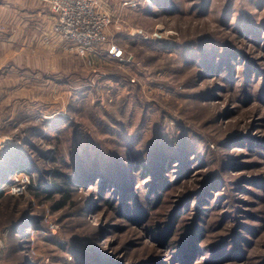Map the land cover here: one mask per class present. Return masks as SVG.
<instances>
[{"label":"rangeland","instance_id":"1","mask_svg":"<svg viewBox=\"0 0 264 264\" xmlns=\"http://www.w3.org/2000/svg\"><path fill=\"white\" fill-rule=\"evenodd\" d=\"M96 1L100 46L0 61V264H264V0Z\"/></svg>","mask_w":264,"mask_h":264},{"label":"built area","instance_id":"2","mask_svg":"<svg viewBox=\"0 0 264 264\" xmlns=\"http://www.w3.org/2000/svg\"><path fill=\"white\" fill-rule=\"evenodd\" d=\"M55 20L49 28L48 40L69 43V48L84 55L100 46L106 39V29L111 24V17L100 10L96 0H47ZM109 53L119 56L122 50L114 43L108 44ZM13 180L0 183V193L17 194L23 192L28 180L25 173H13ZM7 231L0 233V253L5 245Z\"/></svg>","mask_w":264,"mask_h":264},{"label":"crops","instance_id":"3","mask_svg":"<svg viewBox=\"0 0 264 264\" xmlns=\"http://www.w3.org/2000/svg\"><path fill=\"white\" fill-rule=\"evenodd\" d=\"M54 20L47 0H0V22L4 25V30H0V61L9 57L14 60V44L18 36L21 35L22 43L24 35L34 34V37L40 31L48 33ZM60 43L52 41L58 49L63 47L62 44L69 46V43Z\"/></svg>","mask_w":264,"mask_h":264},{"label":"trees","instance_id":"4","mask_svg":"<svg viewBox=\"0 0 264 264\" xmlns=\"http://www.w3.org/2000/svg\"><path fill=\"white\" fill-rule=\"evenodd\" d=\"M16 149L14 147H8L7 149L3 150L2 151V155H1V158H0V182L1 183H4L6 181V177L5 176H9V174L11 173L10 170L7 168V169H4L5 168V161H7V158H9L10 156H12L13 154L16 155ZM56 173L55 174H58V175H62L60 173V171L58 169H56ZM69 179V177H67ZM67 178H64V180L66 179L67 180V183H68V179ZM4 181V182H2ZM64 182V181H63ZM57 189L59 188V186L56 187ZM1 196H3L2 193H0ZM68 198V193L65 192L64 193V200L63 201H60L58 202V205L57 207H60L63 205L64 201H66L65 199Z\"/></svg>","mask_w":264,"mask_h":264}]
</instances>
